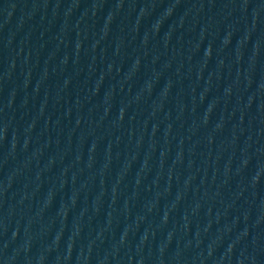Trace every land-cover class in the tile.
<instances>
[{"label": "water", "instance_id": "obj_1", "mask_svg": "<svg viewBox=\"0 0 264 264\" xmlns=\"http://www.w3.org/2000/svg\"><path fill=\"white\" fill-rule=\"evenodd\" d=\"M0 264H264V0H0Z\"/></svg>", "mask_w": 264, "mask_h": 264}]
</instances>
